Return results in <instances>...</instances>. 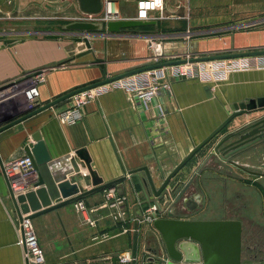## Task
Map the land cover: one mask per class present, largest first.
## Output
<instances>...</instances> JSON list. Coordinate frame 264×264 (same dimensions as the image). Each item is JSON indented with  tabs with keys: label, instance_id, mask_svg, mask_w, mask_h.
<instances>
[{
	"label": "crops",
	"instance_id": "crops-1",
	"mask_svg": "<svg viewBox=\"0 0 264 264\" xmlns=\"http://www.w3.org/2000/svg\"><path fill=\"white\" fill-rule=\"evenodd\" d=\"M118 1L124 16L133 19L137 0H129L134 3L133 10L123 6V0ZM239 1L236 5L246 7L248 15L233 23L211 26L193 25L186 17L175 15L174 8L166 4L160 19L145 20L146 24L127 27L117 34L90 36L93 51L88 53L86 43L76 39L83 31L51 29L49 21L38 30L31 22L20 30L3 31L0 45L4 39L24 40L0 48V89L41 69V107L80 87L133 69L176 61L178 56L190 55L194 59L264 50V17L254 14H264V4L258 5L261 0ZM4 7L12 12L15 3L10 0ZM95 57L106 59V69L91 64ZM222 59L216 73L176 79L171 90L148 106L134 95L132 79H123L89 102L83 118L74 124L63 123L58 117L71 104L68 98L0 131V264H28L24 249L17 243L15 221L24 213L16 208L2 164L26 155L25 147L33 142L36 132L45 141L54 163L40 166L39 179L31 190L45 187L52 204L61 197L58 181L62 177L71 180L78 176L81 192L95 187L92 170L101 183L126 177L115 185L116 195L125 198L122 207L127 216L123 221L114 219V209L106 205L107 188L78 199L84 201V211L78 210L74 201L35 214L32 222L45 251L44 264H168L170 258L153 223L132 218L141 216L156 198H150L144 187L143 179H148L144 168L158 188L193 148L235 111V103L264 97V55L243 56L242 61L248 65L239 68L227 65L232 58ZM2 109L0 127L27 113L16 103L3 105ZM263 117L264 109H260L233 119L172 179L170 189L179 183V188L191 183L186 205H181L176 217L221 219L234 213L247 214L254 223H264V192L258 185L260 193L245 185L264 182V140L231 157L232 161L215 150L221 137L248 130ZM77 151H82L83 158ZM85 157L91 166H87ZM134 170L137 172L131 174ZM83 172H88V176ZM40 178L44 184L36 186ZM240 192L246 193L244 199L240 197L242 200L237 196ZM237 198L234 206L247 199V207L232 210L229 201ZM189 200H193V207ZM45 208L42 204L29 214ZM256 214L259 217L253 216ZM89 220H95V224ZM126 251L132 253L133 260L123 263L119 255Z\"/></svg>",
	"mask_w": 264,
	"mask_h": 264
},
{
	"label": "water",
	"instance_id": "water-1",
	"mask_svg": "<svg viewBox=\"0 0 264 264\" xmlns=\"http://www.w3.org/2000/svg\"><path fill=\"white\" fill-rule=\"evenodd\" d=\"M78 1L81 10L86 13L100 12L103 7L102 0ZM144 24H146L145 20L121 19L110 21L106 25L102 23L75 22L69 26L71 29L83 31V34L80 33L81 35H79L76 39L86 43V52L88 53L93 51L92 43L89 39L90 36L117 34L127 27L141 26ZM104 29H106V31L102 32ZM23 40L24 39H4L0 45V48H4L7 45H11L13 43H19ZM257 54H264V50L229 53L224 55H210L197 57L191 59V61L235 58ZM183 61L184 60H176L168 63H161L133 69L72 90L41 107L27 111V113L21 117L12 119L5 125L1 126L0 131L18 124L44 109L54 106L84 89L111 82L147 69L181 63ZM91 64L98 65L99 67L106 69L107 61L105 58L95 57ZM40 70H36L34 73H37ZM234 107L235 111L231 113L221 125L214 129L212 133L208 135V137L196 145L193 150L167 175L163 183L158 188L147 168H144L146 170L148 179L144 178L143 183L147 190L148 196L150 198L155 196L160 198L166 197L170 200H173L165 216L156 218L153 223L154 227L161 234L165 250L170 258L168 264H243L242 221L237 219L178 218L176 217V211L181 209V205H186L187 191L189 190L191 183L185 184L183 188L181 187L182 189L180 192L178 191L180 189V183L174 185V187L171 189L169 188L172 179L179 173V171L196 155L197 152H199L211 140L215 139L233 119L238 116L245 115L251 111L264 109V97L257 100L250 99L248 103H235ZM32 139L33 142L29 143L25 147L26 155L32 158L34 165L38 170L40 166L44 164L51 166L54 163V160L52 159L46 143L41 137L40 133H34ZM261 140H264V117L252 123L248 130H240V132L228 133L221 137L216 144L215 150L220 152L226 160L232 161L230 159L231 157L236 156L237 154L243 152L246 148L258 143ZM77 153L79 156H83L82 151H77ZM84 160L87 166H91L89 158L85 157ZM136 172L137 170H134L130 173L134 174ZM91 174L94 179L95 187L89 189L88 191L81 192L80 185L78 184V176H72L71 180H66L64 177H62V179L58 181V188L60 190L61 197L56 201V203L52 204V201L48 195V191L45 187H38L36 190H31L25 195H20L18 198L13 196L16 208L18 211H22L23 213H29L31 210H37L41 208L42 204L46 206L45 209L37 213L30 214V217L33 218L36 215L55 210L61 206L81 199L88 193L111 188L117 183H122L126 180V177L123 176L108 183H101L100 178L95 175L93 170L91 171ZM43 184L44 180L40 178V180L36 183V186H42ZM174 197L175 199H173ZM186 245H192L197 251L198 255L193 257V255L187 251Z\"/></svg>",
	"mask_w": 264,
	"mask_h": 264
},
{
	"label": "built area",
	"instance_id": "built-area-1",
	"mask_svg": "<svg viewBox=\"0 0 264 264\" xmlns=\"http://www.w3.org/2000/svg\"><path fill=\"white\" fill-rule=\"evenodd\" d=\"M103 7L100 12L86 13L81 12L80 15L74 17L75 21L87 23L107 24L110 21L127 19L121 9L118 0H102ZM165 0H137L136 13L134 20H151L163 17ZM264 55V54H261ZM248 57V56H246ZM243 57L232 58L228 60V66L231 68H239L248 65L242 61ZM239 59V60H235ZM241 59V60H240ZM223 59H210L202 61H187L177 63L170 66L156 67L142 72H137L117 80L96 85L75 93L70 97L71 104L63 109L58 117L60 121L66 124H74L80 121L84 116L85 106L92 100H96L100 92L108 90L114 84L122 83L123 79H132L134 89L133 93L139 99H142L146 106L153 100L159 99L167 90H171L172 84L176 79L192 78L202 74L206 76L210 73H216L220 68L218 62ZM246 63V64H245ZM41 72H31L22 76L20 79L12 80L7 83L0 92V111L2 106L16 105L24 111H31L39 106ZM160 111L162 107L159 105ZM3 174L7 178L15 198L25 195L31 191L32 186L39 179V170L35 167L31 157L24 155L18 158L10 159L2 164ZM84 176H88V172H83ZM107 197L110 208L114 209L112 213L117 221L125 220L126 211L122 207L125 198L116 195V188H107ZM172 200L164 197H156L145 209L144 213L133 215V220L141 223H154L156 218L165 216ZM75 207L78 210H86V205L82 200H76ZM16 227L18 231V245L24 249L26 261L29 264H44L45 251L39 242V238L33 226L32 218L29 213H24L20 217H15ZM91 224H95V220H89ZM127 222V221H126ZM125 230H128L127 228ZM108 237V235H103ZM120 261L123 263L131 262L133 255L130 251L123 252L119 255Z\"/></svg>",
	"mask_w": 264,
	"mask_h": 264
},
{
	"label": "rangeland",
	"instance_id": "rangeland-1",
	"mask_svg": "<svg viewBox=\"0 0 264 264\" xmlns=\"http://www.w3.org/2000/svg\"><path fill=\"white\" fill-rule=\"evenodd\" d=\"M9 1L10 0H0V9L3 10V12L2 10H0V33L15 28L20 30L23 27L25 28V24L30 26L31 22L33 28L35 30H38L45 26L47 21H49L51 29L56 28L59 31H68L71 29L69 25L78 22L75 21L74 17L80 15L82 12L78 0H11L13 3H15V7L12 12H7L4 6H6ZM129 2L127 3L126 0H123L122 5L127 6L130 10H133L134 3ZM239 3V0H165V6L163 11H165L166 4H169L174 8L173 13L175 15L186 17V20L191 22V24L193 25H222L228 22L233 23L235 22V20H239V18H242L245 15L249 14V11H247L246 7H239L236 5ZM262 4H264L263 0L258 2V5ZM242 9L243 11L241 14ZM9 13H11V19L9 18ZM254 14H256L258 18L264 17L263 13L259 14L256 12ZM253 16L255 17V15ZM4 33L5 32H3L2 34ZM176 59L184 60L183 62H181L184 63L188 60L191 61V56H178ZM170 65L174 64L164 66ZM253 216L259 217V215L257 214ZM245 221L246 241L245 246H243V248H245L243 254V264L249 263L247 258L248 254L246 251V246L249 244H252V246H254L255 248V252H253V259L256 262H262L264 260V223H259L257 221L256 223L253 222V224L247 218ZM161 264L167 263L162 262Z\"/></svg>",
	"mask_w": 264,
	"mask_h": 264
},
{
	"label": "flooded vegetation",
	"instance_id": "flooded-vegetation-1",
	"mask_svg": "<svg viewBox=\"0 0 264 264\" xmlns=\"http://www.w3.org/2000/svg\"><path fill=\"white\" fill-rule=\"evenodd\" d=\"M261 141H263V140H261ZM261 141H259V142H261ZM258 142V143H259ZM257 144V143H256ZM254 145V144H253ZM262 174H264V172H262ZM263 180H261V181H255V182H253V181H251V183H248V182H246L245 183V185L247 186V187H251V188H255L256 189V187H257V185H258V189L259 188H261L262 189V192H264V182H262ZM182 188H183V186H182ZM182 188H180L178 191L180 192V190L182 189ZM258 189H256V192L258 191L259 193H260V191L258 190ZM178 192V193H179ZM190 192V188H189V190L187 191V194ZM246 193H242V192H240V193H238V195L237 196H239L238 198L239 199H241L242 200V198L244 199L246 196ZM240 197H242V198H240ZM234 199L233 201H229V203L230 202H232V204H231V209L232 210H239V209H242V208H246L247 207V202H246V200H243L241 203H240V205L239 206H234V204H235V202H237V201H239V199ZM173 199H175V197L173 198ZM228 200V199H227ZM173 201V200H172ZM189 205L190 206H194V202H193V200H189ZM227 203H228V201H227ZM249 217V215H247V214H244V215H237V214H234V213H231V214H226V215H223L222 216V218L221 219H237V220H241L242 221V224H243V236H242V240H243V246H245V230H246V218L247 219H249L250 220V218H248ZM251 221V220H250ZM252 223H253V221H251ZM254 224V223H253ZM252 239H254V238H252ZM244 251H245V248H243V253H242V260H243V254H244ZM246 251H247V254H248V264H264V260L262 261V262H256L254 259H253V252H255V248H254V246H252V244L250 245H247L246 246Z\"/></svg>",
	"mask_w": 264,
	"mask_h": 264
},
{
	"label": "bare ground",
	"instance_id": "bare-ground-1",
	"mask_svg": "<svg viewBox=\"0 0 264 264\" xmlns=\"http://www.w3.org/2000/svg\"><path fill=\"white\" fill-rule=\"evenodd\" d=\"M186 249L191 255H193V257H196L198 255L197 251L192 245H186Z\"/></svg>",
	"mask_w": 264,
	"mask_h": 264
}]
</instances>
